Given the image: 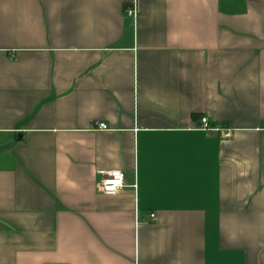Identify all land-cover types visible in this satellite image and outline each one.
Segmentation results:
<instances>
[{"label":"crops","instance_id":"0c3cea01","mask_svg":"<svg viewBox=\"0 0 264 264\" xmlns=\"http://www.w3.org/2000/svg\"><path fill=\"white\" fill-rule=\"evenodd\" d=\"M0 264H264V0H0Z\"/></svg>","mask_w":264,"mask_h":264},{"label":"built area","instance_id":"2783aa9c","mask_svg":"<svg viewBox=\"0 0 264 264\" xmlns=\"http://www.w3.org/2000/svg\"><path fill=\"white\" fill-rule=\"evenodd\" d=\"M125 14L128 17L133 19L136 18V9L134 6L126 7L124 9ZM201 128L206 131H221L222 137H229V129H222L217 127H212L209 125L206 117H201ZM100 129H106V124L100 122L98 124ZM97 174L100 176L98 180L97 188L100 192L106 194L117 193L124 187V176L121 170H97ZM150 217L153 218V214H150Z\"/></svg>","mask_w":264,"mask_h":264}]
</instances>
